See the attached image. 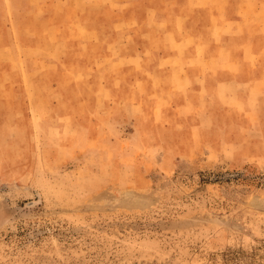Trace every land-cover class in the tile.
Masks as SVG:
<instances>
[{"label":"rangeland","instance_id":"1","mask_svg":"<svg viewBox=\"0 0 264 264\" xmlns=\"http://www.w3.org/2000/svg\"><path fill=\"white\" fill-rule=\"evenodd\" d=\"M0 0V264H264V11Z\"/></svg>","mask_w":264,"mask_h":264},{"label":"crops","instance_id":"2","mask_svg":"<svg viewBox=\"0 0 264 264\" xmlns=\"http://www.w3.org/2000/svg\"><path fill=\"white\" fill-rule=\"evenodd\" d=\"M252 3H256L258 10L264 11V0H253Z\"/></svg>","mask_w":264,"mask_h":264}]
</instances>
